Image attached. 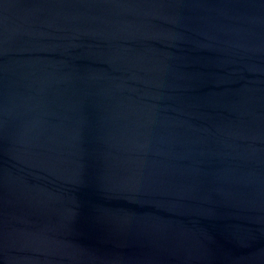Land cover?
Wrapping results in <instances>:
<instances>
[{
  "label": "water",
  "instance_id": "95a60500",
  "mask_svg": "<svg viewBox=\"0 0 264 264\" xmlns=\"http://www.w3.org/2000/svg\"><path fill=\"white\" fill-rule=\"evenodd\" d=\"M0 264H264V0H0Z\"/></svg>",
  "mask_w": 264,
  "mask_h": 264
}]
</instances>
